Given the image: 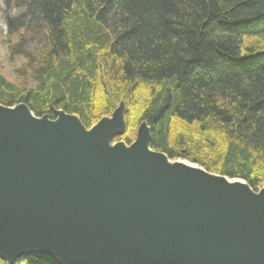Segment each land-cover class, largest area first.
Masks as SVG:
<instances>
[{
	"label": "trees",
	"instance_id": "1",
	"mask_svg": "<svg viewBox=\"0 0 264 264\" xmlns=\"http://www.w3.org/2000/svg\"><path fill=\"white\" fill-rule=\"evenodd\" d=\"M0 3L9 59H25L14 70L29 78L0 66L1 104L90 128L123 102L113 141L130 144L144 122L152 150L264 186V0Z\"/></svg>",
	"mask_w": 264,
	"mask_h": 264
},
{
	"label": "water",
	"instance_id": "2",
	"mask_svg": "<svg viewBox=\"0 0 264 264\" xmlns=\"http://www.w3.org/2000/svg\"><path fill=\"white\" fill-rule=\"evenodd\" d=\"M55 116L0 103L7 264H264V186L167 164L144 122L130 144L110 146L125 128L123 102L90 128Z\"/></svg>",
	"mask_w": 264,
	"mask_h": 264
},
{
	"label": "rangeland",
	"instance_id": "3",
	"mask_svg": "<svg viewBox=\"0 0 264 264\" xmlns=\"http://www.w3.org/2000/svg\"><path fill=\"white\" fill-rule=\"evenodd\" d=\"M3 16H4L3 7H2V4L0 3V66H1L2 73L5 75V77L8 80H10L12 82H16V81L20 82L21 81L23 83H26L27 81H29V78L18 76L14 70L15 67L21 68V66L23 64H26L25 59H23L22 57H19V56H15L12 60L9 59L8 43H7V38H6V27L4 24ZM16 38H17L16 36H13L11 41L14 42L16 40ZM24 69L27 70L26 65L24 66ZM96 123H94V124H96ZM116 141H120V140H116ZM126 145H128V144H126Z\"/></svg>",
	"mask_w": 264,
	"mask_h": 264
},
{
	"label": "bare ground",
	"instance_id": "4",
	"mask_svg": "<svg viewBox=\"0 0 264 264\" xmlns=\"http://www.w3.org/2000/svg\"><path fill=\"white\" fill-rule=\"evenodd\" d=\"M74 119H73V121H75V119H76V117H73ZM108 119H110V116H105V117H102L98 122H100V123H102V122H107L108 121ZM74 123H77V121L76 122H74ZM116 142H118V141H113L111 144H110V146H115V143ZM179 160H181V159H179ZM183 162H181L182 164H184V165H187V166H190V167H197L195 164H193V163H190V162H188V161H185V160H182ZM166 162H167V164H169V165H172V164H174V163H180V161H178L177 159H175V160H173V159H167L166 160ZM226 182H228L229 184H231V183H241V184H243V182L241 181V180H239V178H229V179H224Z\"/></svg>",
	"mask_w": 264,
	"mask_h": 264
}]
</instances>
